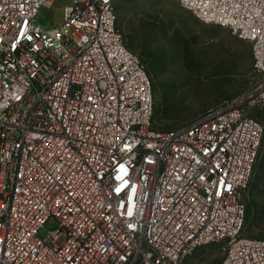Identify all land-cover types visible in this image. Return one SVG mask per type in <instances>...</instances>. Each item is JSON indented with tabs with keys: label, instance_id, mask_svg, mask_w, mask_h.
Instances as JSON below:
<instances>
[{
	"label": "built area",
	"instance_id": "2783aa9c",
	"mask_svg": "<svg viewBox=\"0 0 264 264\" xmlns=\"http://www.w3.org/2000/svg\"><path fill=\"white\" fill-rule=\"evenodd\" d=\"M0 0V264H264L243 235L264 128V0H177L252 46L260 81L154 127V89L117 0ZM61 12L43 27L40 11ZM49 226H52L51 228Z\"/></svg>",
	"mask_w": 264,
	"mask_h": 264
},
{
	"label": "rangeland",
	"instance_id": "374dc122",
	"mask_svg": "<svg viewBox=\"0 0 264 264\" xmlns=\"http://www.w3.org/2000/svg\"><path fill=\"white\" fill-rule=\"evenodd\" d=\"M116 7L127 46L143 61L152 81L155 128L168 131L186 125L227 100L250 94L260 81L249 42L227 28L201 22L177 0H117ZM50 17L59 20L61 12L55 16L44 8L37 21L47 27ZM246 107L264 128V109L249 102ZM263 150L264 138L258 163ZM253 180L257 186L247 194L243 235L264 239V173L256 172ZM223 258L222 245L211 244L186 262L220 264Z\"/></svg>",
	"mask_w": 264,
	"mask_h": 264
},
{
	"label": "trees",
	"instance_id": "16d2710c",
	"mask_svg": "<svg viewBox=\"0 0 264 264\" xmlns=\"http://www.w3.org/2000/svg\"><path fill=\"white\" fill-rule=\"evenodd\" d=\"M254 66V65H253ZM264 138V137H263ZM262 142H263V140H262ZM261 149V148H260ZM259 158H260V156H259ZM258 161H259V159H258ZM256 172H258V173H260V174H263L264 173V150H263V156H262V158H261V161L258 163L257 162V164H256V166H255V172H254V175H255V173ZM253 179H254V176H253ZM252 179V182H251V185H250V187L251 186H257V182H254V180ZM247 215H248V208H247ZM251 215V214H250Z\"/></svg>",
	"mask_w": 264,
	"mask_h": 264
}]
</instances>
